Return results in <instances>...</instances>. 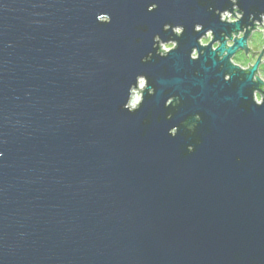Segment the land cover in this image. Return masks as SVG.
<instances>
[{
    "label": "water",
    "instance_id": "95a60500",
    "mask_svg": "<svg viewBox=\"0 0 264 264\" xmlns=\"http://www.w3.org/2000/svg\"><path fill=\"white\" fill-rule=\"evenodd\" d=\"M262 16L264 0H0V264H264ZM156 35L178 47L144 63Z\"/></svg>",
    "mask_w": 264,
    "mask_h": 264
},
{
    "label": "clouds",
    "instance_id": "9594fccd",
    "mask_svg": "<svg viewBox=\"0 0 264 264\" xmlns=\"http://www.w3.org/2000/svg\"><path fill=\"white\" fill-rule=\"evenodd\" d=\"M158 8V5L156 4H151L148 8V11L149 12H154L156 11ZM237 14L234 16L231 12H226L223 14L222 16V19L227 21V22H231V23H235L238 19H239V10L237 9L236 10ZM262 20H264V16H262ZM257 26L258 27H261L262 29H264V25L260 24L259 22H257ZM202 24H196L194 26V31L199 33L202 29ZM171 29V32L174 34L175 37H182L183 36V32H184V27L182 25H177V26H173V25H170V24H165L164 25V31L165 32H168V30ZM159 37L160 35H156L154 37V42H153V49H154V52H150L148 54V56L144 59V63H148L154 55H158L159 57L161 58H167L171 53H173L177 47H178V40L176 39H169L167 42H159V46H158V41H159ZM212 39H213V33L212 31H207L206 35L200 40V44L204 45V46H207L209 44H211L212 42ZM190 59L193 61V62H197L199 61L200 57H199V54L196 50V48H193L192 51H191V55H190ZM139 78V87L142 91L146 90L147 94L150 95V96H155L156 94V90L155 88L151 87L150 84L148 83V78L147 76H144V75H139L137 76ZM225 79V82H230V76L229 74L228 75H225L224 77ZM145 92V93H146ZM253 100H254V103L257 105V106H260V104L257 102V100L255 99L254 95H253ZM142 101L144 103L145 101V95L142 97ZM179 103V101L177 100L176 97H169L165 103V107L166 108H171V107H174L176 106L177 104ZM141 109V106L140 105H137L136 108H133V109H126V110H130L132 113H135L137 112L138 110ZM168 119L171 120L172 119V115L169 114L168 116ZM202 118L197 115L195 117V120L197 122H199ZM186 123V127H187V130L189 132H195L196 130V127H197V124L196 123H193V124H187ZM180 129L178 127H172L169 129V135L173 138L177 137L178 133H179ZM188 151L189 152H195V148L193 146H189L188 147Z\"/></svg>",
    "mask_w": 264,
    "mask_h": 264
},
{
    "label": "flooded vegetation",
    "instance_id": "af4514ba",
    "mask_svg": "<svg viewBox=\"0 0 264 264\" xmlns=\"http://www.w3.org/2000/svg\"><path fill=\"white\" fill-rule=\"evenodd\" d=\"M243 35H244L243 33H240L239 35H233L232 37L233 39H240L243 37ZM250 38L251 36L246 40V49L238 50L230 59V63L240 68L242 71H248L249 69H251V67L256 63L259 57V54H257L258 51H253L249 46ZM232 45H233V41L226 38V47L229 48V47H232ZM217 47H218V44H215L213 46V50H215ZM224 55H226V53ZM259 69H260V66L258 68V72H259ZM257 76H258V73H257Z\"/></svg>",
    "mask_w": 264,
    "mask_h": 264
}]
</instances>
